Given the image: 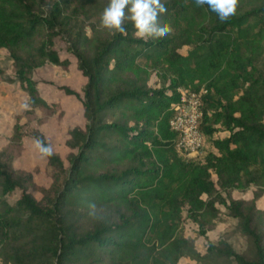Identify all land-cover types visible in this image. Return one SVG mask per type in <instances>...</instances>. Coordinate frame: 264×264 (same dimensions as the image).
Instances as JSON below:
<instances>
[{
  "label": "trees",
  "instance_id": "obj_1",
  "mask_svg": "<svg viewBox=\"0 0 264 264\" xmlns=\"http://www.w3.org/2000/svg\"><path fill=\"white\" fill-rule=\"evenodd\" d=\"M162 2L160 22L173 32L144 43L131 23L127 37L98 28L108 0H0V51L12 63L0 79L17 82L28 106L0 149V264H264V0H240L227 21L195 0ZM59 42L85 84L81 97L57 89L80 99L84 126L68 129L64 157L45 159L42 186L14 162L24 139L49 143L32 123L60 108L34 73L47 63L69 68ZM179 87L204 91L203 145L192 157L169 127ZM236 190L251 197L234 198ZM219 206L246 238L241 253L227 237L200 253L180 229L188 218L204 235Z\"/></svg>",
  "mask_w": 264,
  "mask_h": 264
},
{
  "label": "rangeland",
  "instance_id": "obj_2",
  "mask_svg": "<svg viewBox=\"0 0 264 264\" xmlns=\"http://www.w3.org/2000/svg\"><path fill=\"white\" fill-rule=\"evenodd\" d=\"M57 47L61 57H67L71 60L69 68L64 70L47 63L44 67L35 71L34 78L39 83L41 94L46 100L50 103L59 104L60 109L46 123L38 126L33 122L32 125L43 132L47 141L53 146L54 151L59 153L61 157H64L68 152L65 146L68 129L77 125L83 127L84 119L80 99L65 95L57 87H69L81 97L85 79L78 71L73 57L64 49L63 43H57ZM11 67L12 63L8 52L4 49L1 50L0 68L4 77L12 76ZM149 85L154 87L160 85V81L154 74L150 78ZM26 100L27 95L20 90L17 82L0 79V149L5 145L8 136L11 135L15 115L26 108ZM23 147V152L14 162V167L31 172L38 185L48 186L50 178L47 174L46 160L41 158L40 153L33 145L32 139H24ZM232 195L234 198L249 199L251 192L250 190H236L233 191ZM36 196L39 197L38 194ZM8 198L9 202H14L18 198V192H14ZM258 206L264 209V199L258 201ZM219 208L220 215L213 229L202 235L197 224L188 218H184L180 226L183 235L193 242L196 250L200 253L205 252L207 243H217L222 237L229 239L235 251L239 253L243 252L246 247V238L236 230V220L226 216L224 207L219 206ZM183 215H185V212H183ZM178 264L199 263L187 257H182Z\"/></svg>",
  "mask_w": 264,
  "mask_h": 264
},
{
  "label": "clouds",
  "instance_id": "obj_3",
  "mask_svg": "<svg viewBox=\"0 0 264 264\" xmlns=\"http://www.w3.org/2000/svg\"><path fill=\"white\" fill-rule=\"evenodd\" d=\"M198 7L207 6L221 21H227L234 15L240 6V0H195ZM166 4L162 0H108L107 6L100 15L98 28L105 30L110 36L129 35L126 25L133 26L132 36L148 43L150 40H158L170 35L173 28L168 23L161 24L160 17L167 14ZM86 34L91 33L90 28L85 29ZM27 108L28 106L25 105ZM34 147L40 153L42 159L52 157L54 148L40 137L32 138ZM88 209L95 210V202L87 204ZM94 218V211L89 212Z\"/></svg>",
  "mask_w": 264,
  "mask_h": 264
},
{
  "label": "built area",
  "instance_id": "obj_4",
  "mask_svg": "<svg viewBox=\"0 0 264 264\" xmlns=\"http://www.w3.org/2000/svg\"><path fill=\"white\" fill-rule=\"evenodd\" d=\"M179 102L173 105V115L169 121L170 129L177 135V146L188 156H196L202 150V136L198 121L202 116L203 90L179 87Z\"/></svg>",
  "mask_w": 264,
  "mask_h": 264
}]
</instances>
